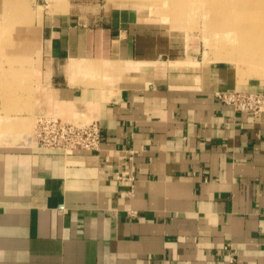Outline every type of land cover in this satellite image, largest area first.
Wrapping results in <instances>:
<instances>
[{
  "label": "crops",
  "instance_id": "crops-1",
  "mask_svg": "<svg viewBox=\"0 0 264 264\" xmlns=\"http://www.w3.org/2000/svg\"><path fill=\"white\" fill-rule=\"evenodd\" d=\"M132 13L0 0V264H264V112L216 96L264 83ZM39 115L100 149L38 147Z\"/></svg>",
  "mask_w": 264,
  "mask_h": 264
},
{
  "label": "rangeland",
  "instance_id": "rangeland-1",
  "mask_svg": "<svg viewBox=\"0 0 264 264\" xmlns=\"http://www.w3.org/2000/svg\"><path fill=\"white\" fill-rule=\"evenodd\" d=\"M104 1L127 6L136 18L164 27L169 34H172V39L175 40L174 45L180 50L195 52L201 62L228 67L238 83L245 85L264 83V56L261 58V53L256 48L257 43L259 45L264 42V38L261 37V34L264 35V0H244L247 4H243L245 5L243 7L234 5L219 9L213 5L218 2L212 0L211 2L207 0ZM39 2L42 3L45 0H39ZM249 5L254 11L248 8ZM240 8L241 11L244 9V14L247 13L244 18ZM51 10L54 9L51 8ZM153 17L158 20H151L150 18ZM235 17L237 21L234 20ZM245 18L248 22L244 21ZM256 25L262 32L256 31ZM248 27L251 29L247 30ZM245 38L248 44L244 42Z\"/></svg>",
  "mask_w": 264,
  "mask_h": 264
},
{
  "label": "built area",
  "instance_id": "built-area-1",
  "mask_svg": "<svg viewBox=\"0 0 264 264\" xmlns=\"http://www.w3.org/2000/svg\"><path fill=\"white\" fill-rule=\"evenodd\" d=\"M217 98L235 110L259 115L264 112V91L221 89ZM37 146L63 152L78 149L97 151L102 142L98 120L74 122L61 117L39 115L35 123Z\"/></svg>",
  "mask_w": 264,
  "mask_h": 264
},
{
  "label": "bare ground",
  "instance_id": "bare-ground-1",
  "mask_svg": "<svg viewBox=\"0 0 264 264\" xmlns=\"http://www.w3.org/2000/svg\"><path fill=\"white\" fill-rule=\"evenodd\" d=\"M204 1V0H203ZM208 2H211L210 0H207ZM206 1V2H207ZM213 2H218V4H215V3H213V5H215L216 7H217V9H219V8H221V7H224V6H231V7H233L234 5H236V6H238V7H243V6H245L247 3L246 2H244V0H212ZM246 1H248V0H246ZM201 3V2H200ZM243 4H245V5H243ZM251 4H253V3H251ZM250 4V5H251ZM248 6V8H252L251 6ZM254 8V7H253ZM239 9V8H238ZM244 9H245V7H244ZM244 9H242V11H241V8H240V13L243 15V17L242 18H244V16H246L245 14H247V13H245L244 14V12H243V10ZM249 9V10H250ZM247 10V9H246ZM252 10V9H251ZM252 11H254V10H252ZM249 12V11H248ZM252 13V12H251ZM254 14V13H253ZM227 15H229V14H227ZM242 15H240L239 14V16H242ZM248 16V15H247ZM251 16V15H250ZM240 19H241V17H239ZM239 18H237L238 20H239ZM252 18V17H251ZM228 19V18H227ZM246 20H244V21H246V22H248V19L247 18H245ZM254 19V18H253ZM225 20V19H224ZM229 20V19H228ZM227 20V21H228ZM230 20H232V18L230 19ZM235 21H237L236 20V17H235V19H234ZM243 20V19H242ZM243 21V22H244ZM259 21V20H258ZM246 22H244V23H246ZM239 23V22H238ZM240 24H242V23H240ZM253 24V23H252ZM243 25V24H242ZM241 25V26H242ZM248 26V25H247ZM254 26V25H253ZM257 26V25H256ZM255 26V28H256V31H259L260 29H259V26H257L256 27ZM245 27H246V25H245ZM251 29V27H248L247 28V30L248 29ZM262 29V28H261ZM240 30V29H239ZM241 31V30H240ZM237 32V31H236ZM253 32V31H252ZM260 32H262L261 30H260ZM257 33H259V32H257ZM240 34V33H239ZM255 34V33H254ZM249 35V34H248ZM262 36L261 37H263L264 38V35L263 34H261ZM235 36H236V34H235ZM234 36V37H235ZM248 36H246V38H247ZM246 38H245V40H246ZM249 38V37H248ZM251 38V37H250ZM244 40V39H243ZM249 40V39H248ZM250 40H252V39H250ZM245 43H247L248 44V41L246 40V41H244ZM257 42V41H256ZM250 43H251V41H250ZM246 47H248V45H246ZM250 48H251V46H250ZM256 48L257 49H259V51H260V53H261V58L264 56V42L262 43H260L259 45H258V43H257V45H256ZM256 48H255V50H256Z\"/></svg>",
  "mask_w": 264,
  "mask_h": 264
}]
</instances>
